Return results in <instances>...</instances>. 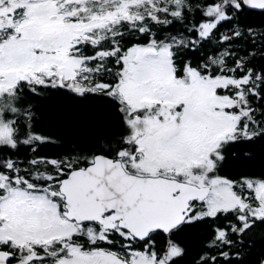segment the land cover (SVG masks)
Returning <instances> with one entry per match:
<instances>
[{
  "label": "snow or ice",
  "instance_id": "1",
  "mask_svg": "<svg viewBox=\"0 0 264 264\" xmlns=\"http://www.w3.org/2000/svg\"><path fill=\"white\" fill-rule=\"evenodd\" d=\"M0 264H264V0H0Z\"/></svg>",
  "mask_w": 264,
  "mask_h": 264
},
{
  "label": "trees",
  "instance_id": "2",
  "mask_svg": "<svg viewBox=\"0 0 264 264\" xmlns=\"http://www.w3.org/2000/svg\"><path fill=\"white\" fill-rule=\"evenodd\" d=\"M254 22L259 23V18ZM39 119V128L63 135L66 131H77L87 126L88 113L64 97L39 98L34 101ZM60 149L50 146L47 153Z\"/></svg>",
  "mask_w": 264,
  "mask_h": 264
}]
</instances>
